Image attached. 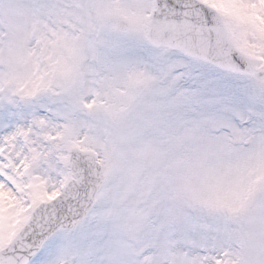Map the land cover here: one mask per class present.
<instances>
[{"label":"snow or ice","instance_id":"1","mask_svg":"<svg viewBox=\"0 0 264 264\" xmlns=\"http://www.w3.org/2000/svg\"><path fill=\"white\" fill-rule=\"evenodd\" d=\"M0 264H264V0H0Z\"/></svg>","mask_w":264,"mask_h":264}]
</instances>
